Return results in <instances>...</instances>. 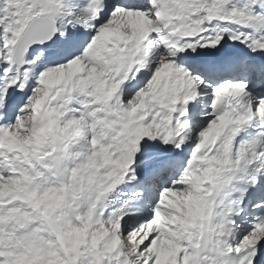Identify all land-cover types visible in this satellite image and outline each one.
Returning a JSON list of instances; mask_svg holds the SVG:
<instances>
[{"label": "snow or ice", "instance_id": "snow-or-ice-1", "mask_svg": "<svg viewBox=\"0 0 264 264\" xmlns=\"http://www.w3.org/2000/svg\"><path fill=\"white\" fill-rule=\"evenodd\" d=\"M0 264H264V0H0Z\"/></svg>", "mask_w": 264, "mask_h": 264}]
</instances>
